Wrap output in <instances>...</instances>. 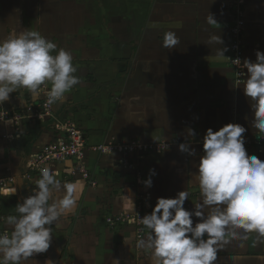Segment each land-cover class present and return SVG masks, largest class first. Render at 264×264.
<instances>
[{"label": "crops", "instance_id": "1", "mask_svg": "<svg viewBox=\"0 0 264 264\" xmlns=\"http://www.w3.org/2000/svg\"><path fill=\"white\" fill-rule=\"evenodd\" d=\"M209 14L217 24L207 22ZM246 20L243 57L254 62L255 52H264V28L252 31ZM232 24L222 0H0V40L13 31L39 32L72 54L81 81L54 104L52 115L25 119L17 128L0 122V176L11 179L5 190L16 189L0 195V217L15 214L16 204L33 193L39 177L27 168L28 160L63 135L60 125L76 124L88 146L135 138L173 142L161 153L128 157L130 165L120 152L86 150L94 185L77 171L74 159L48 163L61 182H78L79 198L74 212L52 226L49 250L28 264L49 259L54 264H150L148 253L136 247L146 230L141 225L137 236L135 214L142 218L158 197L174 198L184 190L189 192L184 207L192 209L200 197L192 178L203 155L199 138L208 128L239 123L248 129L245 134L256 132L243 82L235 83L227 66ZM169 31L180 40L173 49L163 47ZM214 36L223 43L212 42ZM219 48H227L226 58L217 55ZM43 94L20 88L3 107L22 112L41 102ZM180 143L195 154L180 152ZM256 156L264 160L263 154ZM150 169L155 175L147 188L141 181ZM124 196L132 199L131 212ZM237 231L218 251L215 264H264V237Z\"/></svg>", "mask_w": 264, "mask_h": 264}, {"label": "clouds", "instance_id": "2", "mask_svg": "<svg viewBox=\"0 0 264 264\" xmlns=\"http://www.w3.org/2000/svg\"><path fill=\"white\" fill-rule=\"evenodd\" d=\"M207 22L217 24L211 14ZM211 39L223 43L218 36ZM179 43L174 32L164 35L163 47L173 49ZM226 51L219 48L217 55L226 58ZM234 61L246 70L242 91L250 105V125L257 138L264 139V52L257 50L254 62L247 58L242 64L239 58ZM76 72L69 51L37 31H13L0 40V105L20 88L39 96L45 84L50 85L47 102L54 105L81 82ZM247 131L239 123L206 130L203 155L192 174L200 197L191 210L184 207L189 197L184 190L174 198L158 197L151 212L142 218L135 214L146 230L136 247L148 253L150 264H215L218 251L239 235L237 230L264 237V160L247 152ZM187 133L196 135L191 128ZM178 148L195 154L187 143ZM59 175L48 166L41 168L33 193L16 204L15 214L0 217V264H28L31 257L49 250L52 226L59 227L60 219L74 212L80 191L78 182H61ZM154 175L150 169L149 177L141 183L150 188ZM15 193V188L0 189V195L6 197ZM124 199L125 210L131 212V197ZM114 264L119 262L114 260Z\"/></svg>", "mask_w": 264, "mask_h": 264}, {"label": "built area", "instance_id": "3", "mask_svg": "<svg viewBox=\"0 0 264 264\" xmlns=\"http://www.w3.org/2000/svg\"><path fill=\"white\" fill-rule=\"evenodd\" d=\"M239 2V0H235ZM235 3V2H234ZM239 8V4H237ZM233 12L236 14L234 22L229 30L230 35V49L228 54V60L237 69V75L235 77V83L240 84L245 79L246 73L242 65L235 63V59L239 58L241 64L243 63V21L240 18L239 10L236 8ZM43 92L44 96L41 102L36 105H29L25 108L24 111L19 112L15 110H7L3 107V104L0 105V122L8 124L12 127L17 128L21 121L25 119H30L32 117H43L50 116L53 112L54 105H49L47 102V90L45 88ZM58 129L63 133L60 138H57L55 141L46 143L42 146L37 153L33 155L28 160L27 168L35 171L40 178V169L48 166V163H55L59 161H64L66 159H74L77 171L82 175L84 179L88 180V183L91 185L95 184L90 176L88 170V164L86 163V150H91L99 154H107L114 151L120 152L125 157V164L130 165L128 162V157L139 158L144 153H161L172 146V141H151L146 142L140 139H130L125 142L120 141H108L105 143H100L96 145L88 146L85 141V136L82 130L74 123L68 122L67 124L60 125ZM246 137V150L249 154H259L264 155V139H258L256 132L253 134H245ZM203 137L199 138V142L202 144ZM49 167V166H48ZM11 180L10 178H8ZM7 178L0 176V189H5L7 186ZM117 220L124 221L123 217H118ZM108 222H115L112 217L107 218ZM142 235L141 224L137 228V236L140 238Z\"/></svg>", "mask_w": 264, "mask_h": 264}, {"label": "rangeland", "instance_id": "4", "mask_svg": "<svg viewBox=\"0 0 264 264\" xmlns=\"http://www.w3.org/2000/svg\"><path fill=\"white\" fill-rule=\"evenodd\" d=\"M222 1L227 5V9H229L230 11V19H232V23L234 22V18L236 17V14L233 12V10L235 9L234 7V4H235L236 8L239 10V15H240L241 20L243 21V24H244V17H245L247 19L246 20L247 25H249V28H251L250 30L253 31V30H259L261 28L262 29L264 28V0H239V2H236L235 0H222ZM237 4H239V8L237 7L238 6ZM244 8H245V11H244ZM243 47H244V34H243ZM229 48H230V43H229ZM243 60H244V57H243ZM227 62H228L227 66L230 67L232 70L231 76L234 77V80H235V77H239L238 76L239 74L237 75V69L233 65H231L229 60H227ZM256 155H259V154H256Z\"/></svg>", "mask_w": 264, "mask_h": 264}, {"label": "water", "instance_id": "5", "mask_svg": "<svg viewBox=\"0 0 264 264\" xmlns=\"http://www.w3.org/2000/svg\"><path fill=\"white\" fill-rule=\"evenodd\" d=\"M61 263H62V261H61ZM63 264V263H62Z\"/></svg>", "mask_w": 264, "mask_h": 264}]
</instances>
